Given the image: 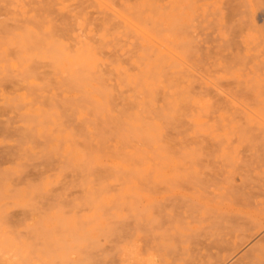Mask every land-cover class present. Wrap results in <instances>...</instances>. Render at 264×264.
I'll use <instances>...</instances> for the list:
<instances>
[{
	"label": "rangeland",
	"instance_id": "obj_1",
	"mask_svg": "<svg viewBox=\"0 0 264 264\" xmlns=\"http://www.w3.org/2000/svg\"><path fill=\"white\" fill-rule=\"evenodd\" d=\"M255 2L0 0V164L6 152L16 160L0 179L9 243L40 250L30 216L58 202L78 223L91 215L97 234L72 248L105 249L95 264H217L206 246L217 235L233 242L236 228L217 209L246 192L239 175L264 190L253 172L264 159V0ZM173 223L198 242L161 244Z\"/></svg>",
	"mask_w": 264,
	"mask_h": 264
},
{
	"label": "bare ground",
	"instance_id": "obj_2",
	"mask_svg": "<svg viewBox=\"0 0 264 264\" xmlns=\"http://www.w3.org/2000/svg\"><path fill=\"white\" fill-rule=\"evenodd\" d=\"M189 1V0H188ZM200 1V0H199ZM254 3H256V0H253ZM50 2V1H49ZM48 2V3H49ZM47 3V5H48ZM170 3V1H169ZM172 3V2H171ZM260 3V2H259ZM258 5V2H257ZM262 6V5H261ZM56 7V6H55ZM258 9V7H257ZM263 9V8H262ZM57 10V9H56ZM221 10V9H220ZM58 11V10H57ZM222 11V10H221ZM59 14V13H58ZM47 15V14H46ZM223 15V14H222ZM52 17V16H51ZM49 18V17H48ZM51 19V18H50ZM36 20V19H35ZM31 21V20H30ZM45 21V19L43 20ZM25 23V22H24ZM47 25V24H46ZM31 26V25H29ZM22 27V26H20ZM24 29V27H23ZM44 29V27L42 28ZM41 29V31H42ZM225 30V28H224ZM255 31V30H254ZM30 33V32H29ZM32 33V32H31ZM26 34V32H25ZM48 34V33H47ZM227 34V33H226ZM24 35V34H23ZM33 35L35 36H28V40L29 43H33L35 46H41V42L43 40V36L41 34V38L39 37V34L36 35L33 33ZM44 35V34H43ZM250 36V35H249ZM259 36V35H258ZM21 37V36H20ZM49 39L52 37L48 36ZM46 37V39H47ZM254 37V35H253ZM252 37V38H253ZM18 38V37H17ZM248 39V38H247ZM254 39V38H253ZM19 40V39H17ZM48 40V39H47ZM59 40V39H58ZM57 40V41H58ZM21 41V39H20ZM45 41V40H44ZM43 41V43H44ZM55 41V39H54ZM53 41V42H54ZM249 41V39H248ZM54 44V43H53ZM23 46V45H22ZM26 46V44H24V47ZM46 46V44H45ZM52 46V45H51ZM54 47V45H53ZM42 48V47H41ZM36 49V48H35ZM45 48H43L44 50ZM42 50V49H41ZM58 52V51H56ZM53 54V53H52ZM41 57V56H40ZM79 79V78H78ZM77 79V80H78ZM250 92V91H249ZM253 94V93H252ZM236 101V100H235ZM258 104V103H257ZM247 111V110H246ZM253 115V113H252ZM258 117V115H257ZM259 118V117H258ZM262 120V119H261ZM4 122V121H3ZM264 122V121H263ZM252 122L248 121L247 125L248 127L251 126ZM242 126V125H241ZM245 127V126H243ZM255 127V126H254ZM240 129H242V127H240ZM245 129V128H244ZM253 129V128H252ZM243 130V129H242ZM241 130V131H242ZM244 131H248V130H244ZM253 134V132H252ZM5 137V136H3ZM249 140V139H248ZM7 141V140H6ZM264 141V137L261 138L260 140V144H262V142ZM5 143V142H4ZM253 143V140H252ZM255 143V142H254ZM264 143V142H263ZM1 144V141H0ZM0 147H4V146H0ZM262 147V146H261ZM242 150V149H241ZM264 155V151L262 152ZM240 156V155H239ZM264 157V156H263ZM262 157V158H263ZM2 159V163L0 164V179L3 180H7V178H9V176L12 174V172L14 171L11 168V164H13L16 160H11V156L8 152H6L4 155L1 156ZM259 160V159H258ZM258 162V161H257ZM242 163V162H241ZM245 164V163H244ZM8 166V167H4V166ZM246 168L248 166H245ZM245 170V168H244ZM242 172V171H241ZM240 172V173H241ZM253 172L255 173H260V175H264V159H262L260 165L258 167H255V169L253 170ZM42 174V171H38L37 172V176L40 177ZM245 174L250 175V173L248 171L245 172ZM256 177V176H255ZM253 178V177H252ZM239 179L241 180L242 183V189L243 191L245 190L246 192L241 193L240 195H235L234 196V207L230 206V205H226L224 207H222L223 209H217V211L222 212L224 214V216L226 217V219L230 222L233 221L234 224L236 225V228L234 229V241L231 242L230 239L226 238V234L224 235H217L215 236L216 239H214L213 242H210L209 245L206 246L207 249H212L215 251V253H213L212 255H209L208 259L210 260V256L215 258V261L217 262V264H223L225 261L228 260V258H230L233 253H234V259L236 258L237 255H239V250L240 248H242L243 246L249 245L251 244V242H253L254 240H256V245L252 248V250L244 255L242 258H240V260H238V262L234 263V264H264V190L260 189L262 193L259 192H255L256 190H258V188L256 187H249L247 186L248 182L244 183L246 177L245 175H239ZM260 179V178H259ZM264 180V179H263ZM255 181V180H253ZM259 181V180H258ZM263 183V182H262ZM264 185V184H263ZM240 186V185H239ZM249 187V188H248ZM259 188H261L259 186ZM116 204V203H115ZM157 204V203H156ZM217 205V204H216ZM63 206V204H60L58 202H54L51 205V208L48 207V209L51 211H47V210H40L39 212H37L36 214H32L30 216V220H31V224L29 225L28 228H30V231H38L39 236H40V241L41 244H38L39 246L41 245V249L37 251V249L35 248V250H33V253H29L27 252V250H23L22 247L18 248L16 247V245L14 246L13 244L9 243L10 241L7 239L6 235L5 236L2 234V232H0V253H3L5 251V249L7 250L6 252L9 253L10 251L13 253L12 257H10L7 260L9 261H5V263H2V259H4V257L2 259H0V264H56L57 262L59 264H95L96 262L91 259V257L93 255H91L94 252V249H96L97 247L94 246V248H92L91 250L93 251H88L89 247H87V251H77L75 252L72 248V244L73 242H75V240H77L79 236H83V240L85 239L86 241L92 240L94 239V235H96L97 233L95 232V229H92L91 227V221H92V217L91 215L88 214H82L81 215V222L82 224L78 223L75 221L76 218V214L74 211H67V212H62L61 207ZM210 207V206H209ZM5 208V207H4ZM215 211V210H214ZM109 213V212H108ZM110 215V214H109ZM112 216V215H111ZM221 216V215H220ZM1 217V215H0ZM210 217V216H209ZM222 217V216H221ZM66 218V219H65ZM113 218V217H112ZM184 218V217H183ZM188 218V217H187ZM160 219V218H159ZM220 219V218H219ZM106 219H104L105 221ZM108 220V219H107ZM134 220V219H132ZM206 220V219H205ZM95 221V220H94ZM136 221L139 223L140 220ZM134 220V222H136ZM143 221V220H142ZM153 220H151L152 222ZM156 221V218H155ZM222 221V220H221ZM106 222V221H105ZM108 222V221H107ZM118 222V221H117ZM133 222V223H134ZM161 222V221H160ZM171 222V221H170ZM227 223V221H225ZM77 223L80 224L77 226ZM94 223V222H93ZM3 224V223H2ZM1 224V225H2ZM152 224V223H151ZM161 224V223H159ZM168 224V223H167ZM170 224V223H169ZM185 224V223H184ZM212 224V223H211ZM216 224V223H215ZM141 224H138V226ZM153 227L155 226V224H152ZM173 225V226H172ZM169 228L170 229H166L161 231V235L160 237H158V240L161 244H173L174 239L176 238V236H178L176 242L181 243V247L183 250L187 249L188 246V242H190L189 240H194L195 237H198L199 235H193L192 237V233L194 232V228H188L191 232V235H189L186 232H182L180 230L181 227H176V223H173ZM183 225V224H182ZM63 228L65 227L64 231H59L58 229H60V227ZM136 226V225H135ZM137 227V226H136ZM135 227V228H136ZM140 227V226H139ZM161 227V226H159ZM8 228V226H7ZM31 228L33 230H31ZM58 228V229H57ZM145 228V227H144ZM150 228V227H149ZM156 228V227H155ZM206 228V227H205ZM209 228V227H208ZM138 229V228H137ZM146 229V228H145ZM182 229V228H181ZM212 229V228H211ZM28 230V229H27ZM100 230V229H99ZM98 230V231H99ZM106 230V228L104 229ZM135 230V229H134ZM139 230V229H138ZM148 230V228L146 229ZM145 230V232H146ZM107 231V230H106ZM104 231V232H106ZM140 231V230H139ZM150 231V230H149ZM157 231V230H156ZM101 233H103V231H100ZM169 232V234L173 236H175V238H168L166 239V237H169L171 235L168 236H164L165 234L167 235V233ZM218 232V231H217ZM8 233V231H7ZM28 233V232H27ZM148 233V232H147ZM30 233H28L29 235ZM37 234V233H36ZM108 234V233H107ZM197 234V233H196ZM149 235V234H148ZM147 235V236H148ZM104 236V233H103ZM261 236V237H260ZM96 237V236H95ZM20 238V237H19ZM31 238V237H30ZM106 238V237H104ZM103 238V239H104ZM142 238V237H141ZM22 239V238H21ZM37 239V238H35ZM81 239V238H79ZM20 240V239H19ZM32 240V239H31ZM34 240V238H33ZM32 240V241H33ZM39 240V239H38ZM107 241V240H106ZM111 241V240H110ZM109 241V243H110ZM35 242V241H34ZM33 242V243H34ZM81 242V241H80ZM138 242V241H137ZM195 241L193 242V244ZM32 243V244H33ZM38 243V242H37ZM37 243H34L35 246ZM96 243V240H95ZM142 243V242H140ZM24 244V243H23ZM33 244V245H34ZM111 244V243H110ZM204 244V243H203ZM227 245L228 247H224V245ZM37 245V247H38ZM175 245H178V243ZM174 245V246H175ZM191 245V244H190ZM197 245V243L195 244V246ZM200 245V244H199ZM102 246V244L100 245ZM106 246V245H104ZM103 246V247H104ZM116 245H114L113 247H115ZM121 246V245H119ZM129 248L130 246L127 245ZM136 244L134 246H131L133 249H136ZM140 246V244H139ZM192 246V245H191ZM198 246V245H197ZM196 246V248H197ZM204 246V245H203ZM4 247V248H3ZM16 247V248H15ZM33 247V246H32ZM112 247V245H111ZM117 247V246H116ZM115 247V248H116ZM138 247V246H137ZM199 247V246H198ZM29 248V247H28ZM149 248V247H148ZM158 248V247H157ZM162 248V247H161ZM167 248V247H166ZM80 249V248H79ZM101 249V248H100ZM99 249V250H100ZM112 249V248H111ZM124 250V248H121V250ZM127 249V248H126ZM132 249V250H133ZM133 250L134 252H136V250ZM201 249V247L199 248ZM204 249V248H203ZM77 250V249H76ZM108 250V249H107ZM116 250V249H113ZM112 250V251H113ZM120 250V251H121ZM123 250L121 252H123ZM138 250V249H137ZM32 251V250H31ZM35 251V252H34ZM139 251V250H138ZM154 251V249L152 250ZM161 251V250H160ZM172 250L170 249V252ZM91 252V253H90ZM97 251L95 250V253ZM105 249L101 250L100 253L98 252L97 254V261L99 257H103L105 258V255H107L105 253ZM114 252V251H113ZM116 252V251H115ZM126 253H130L127 251H124ZM132 252V251H131ZM133 252V253H134ZM169 252V250H168ZM179 252V250H178ZM198 252V251H197ZM230 253L228 255H226V253ZM102 253V255H101ZM108 253V252H107ZM173 253V252H172ZM94 254V253H93ZM110 255V253H108ZM114 254V253H112ZM139 254V253H138ZM251 254V260H248L246 262H240L243 261L248 255ZM115 255V254H114ZM130 255V254H129ZM128 255V256H129ZM140 255V254H139ZM75 256V257H74ZM181 256V255H180ZM182 256H184L182 254ZM192 256V255H191ZM2 257V255H1ZM92 257V258H93ZM131 257V256H130ZM206 257V258H207ZM12 258V259H11ZM129 258V257H128ZM102 259V258H101ZM132 259V258H130ZM128 259V260H130ZM143 259V258H142ZM96 260V259H95ZM103 260V259H102ZM134 260V258H133ZM176 260V259H175ZM214 260V259H213ZM131 261V260H130ZM129 261V263H130ZM136 261V259H135ZM150 261V260H149ZM154 261V260H153ZM7 262V263H6ZM94 262V263H93ZM146 262V260H145ZM179 262V261H178ZM205 262V261H203ZM231 262V261H230ZM207 263V262H206ZM228 263V262H227ZM134 264V263H132ZM139 264V263H138ZM215 264V262H214ZM229 264V263H228Z\"/></svg>",
	"mask_w": 264,
	"mask_h": 264
}]
</instances>
